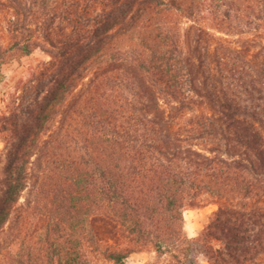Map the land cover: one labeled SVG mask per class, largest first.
Here are the masks:
<instances>
[{"label": "trees", "instance_id": "1", "mask_svg": "<svg viewBox=\"0 0 264 264\" xmlns=\"http://www.w3.org/2000/svg\"><path fill=\"white\" fill-rule=\"evenodd\" d=\"M250 2L0 0V85L12 61L49 58L3 94L0 264H32L3 235L33 168L45 243L63 264H86L87 218L111 212L176 264H264V205L220 202L195 238L184 218L207 193L264 204V47L202 26L188 53L179 44L181 19L241 32ZM136 249L109 257L125 264Z\"/></svg>", "mask_w": 264, "mask_h": 264}, {"label": "rangeland", "instance_id": "2", "mask_svg": "<svg viewBox=\"0 0 264 264\" xmlns=\"http://www.w3.org/2000/svg\"><path fill=\"white\" fill-rule=\"evenodd\" d=\"M250 1V3H247V6H251L250 10L235 13L243 23L246 21L243 30L238 33L220 32L209 17L200 24H196L189 19H181L179 44L182 52L184 54L188 53L191 47L197 33L194 26H202L233 47L249 48L252 52L259 53L264 47V0ZM132 53L137 54L136 48H132ZM48 59L46 54L36 50L30 56L23 57L20 62L12 61L3 67L4 78L3 83L0 85V111L3 107V94L7 96L8 93L13 92L17 79L25 74L28 65ZM3 147V143L0 141V154ZM39 182V170L33 168L28 188L20 200L18 214L12 223L8 225L3 239L7 243L16 240L15 249L18 252H23L25 256L31 253L32 264H63L61 258L54 252H50L47 243H45L51 222L48 216L41 214L39 211V205L42 206L37 201L36 195ZM225 201L233 205H239L243 201L251 207L264 205L263 202L257 200H245L243 198L222 200L211 193L204 194L198 205L189 206L184 211L186 235L189 238L199 236L213 213L218 209V203ZM106 215L93 214L87 218L85 239L81 240L86 264H116L115 261L110 259L109 254L127 247H136L137 249L129 256L125 264H176V260L172 256L173 252L162 254L156 251L153 245L142 246V243L136 244L137 237L130 233L128 223H125L121 217L112 212ZM100 216L106 220L105 223H101ZM201 264L209 263L202 261Z\"/></svg>", "mask_w": 264, "mask_h": 264}, {"label": "crops", "instance_id": "3", "mask_svg": "<svg viewBox=\"0 0 264 264\" xmlns=\"http://www.w3.org/2000/svg\"><path fill=\"white\" fill-rule=\"evenodd\" d=\"M0 107H1V98H0Z\"/></svg>", "mask_w": 264, "mask_h": 264}]
</instances>
